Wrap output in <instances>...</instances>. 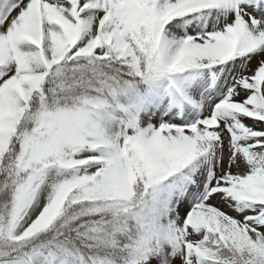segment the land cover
<instances>
[{
	"label": "snow or ice",
	"instance_id": "obj_1",
	"mask_svg": "<svg viewBox=\"0 0 264 264\" xmlns=\"http://www.w3.org/2000/svg\"><path fill=\"white\" fill-rule=\"evenodd\" d=\"M0 264H264V0H0Z\"/></svg>",
	"mask_w": 264,
	"mask_h": 264
}]
</instances>
